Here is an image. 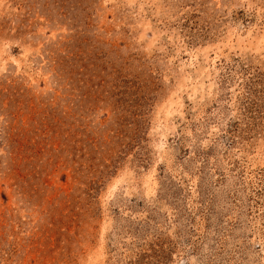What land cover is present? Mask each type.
Returning a JSON list of instances; mask_svg holds the SVG:
<instances>
[{
  "label": "rangeland",
  "instance_id": "374dc122",
  "mask_svg": "<svg viewBox=\"0 0 264 264\" xmlns=\"http://www.w3.org/2000/svg\"><path fill=\"white\" fill-rule=\"evenodd\" d=\"M0 264H264V0H0Z\"/></svg>",
  "mask_w": 264,
  "mask_h": 264
}]
</instances>
